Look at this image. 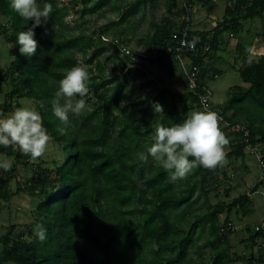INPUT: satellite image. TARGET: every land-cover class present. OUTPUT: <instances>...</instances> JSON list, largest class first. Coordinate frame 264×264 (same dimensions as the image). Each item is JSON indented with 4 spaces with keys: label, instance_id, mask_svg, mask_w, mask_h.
Instances as JSON below:
<instances>
[{
    "label": "trees",
    "instance_id": "1",
    "mask_svg": "<svg viewBox=\"0 0 264 264\" xmlns=\"http://www.w3.org/2000/svg\"><path fill=\"white\" fill-rule=\"evenodd\" d=\"M81 1L84 4L81 17H84L110 0H95L90 6L92 0ZM179 1L168 0L167 14L154 25L148 46L158 50L160 64L164 58H169L171 62L167 68L173 70L181 62L174 52L167 53L166 49L172 47L174 50L183 28L187 27L189 38L196 41L197 50L184 51L189 60L185 65L191 69L196 67L200 85L208 86V81L221 74L219 68L208 64L214 61L224 44L220 36L228 32L241 38L244 23L256 18L262 20L264 27V0H231L233 3L227 4L224 18L210 31H193L191 28L192 7L198 1L187 0L182 7H179ZM46 2L51 5V12L46 22L35 27L37 51L27 57L19 52L16 37L34 22L22 18L11 7L10 0H0V18L5 19L0 23V32L14 45L16 56L4 73L10 89L5 102L0 103V113L9 114L17 99L45 103L40 111L43 125L65 155L63 162L55 168L41 166L39 171L22 179L18 176L17 165L29 167L31 158L16 146L0 145V153L14 159L12 168L0 177V204L9 202L21 192L38 201L35 221L6 227L0 237V264H190L187 262L190 252L204 246H210L212 254L218 252L210 264H237L236 260L242 259L247 264V260L252 262L256 257L263 259L264 254L257 256L254 246L258 238L264 240V229L261 228L264 220L254 228L246 226L250 236L242 241L250 249L249 253H228L229 236L238 229L235 227L223 233L222 228L229 230L235 226L230 218L234 209L241 215L252 212L253 200L247 192L264 187V165L260 168L262 178L231 203L214 206L208 203L207 212L197 215L195 222H188L186 218L198 203V196L202 195L208 201L213 190L227 184V160L228 165L237 159L245 160L248 145L258 148L264 160V54L253 58L248 46L238 43L237 58L243 60L240 76L248 86L235 87L223 105H214L213 95L203 101L207 92L202 87L191 90L185 72V91L178 94L182 106L175 97H165L168 90L164 88L162 95L152 98L162 100L164 111L156 112L151 101L146 109H140L142 115H138L134 108H129L128 112L121 105L122 99L130 95L126 90L129 73L122 78L114 75L107 79L106 63L98 60L109 47L118 59L121 48L128 47L125 44L128 40L122 38L124 43L121 45L105 42L102 32L97 37L86 35L84 31L77 36H67L61 30L67 27L64 26L66 12L57 7L55 0ZM175 13L188 17L189 23L183 21L178 26L172 18ZM124 18L127 16L123 15ZM77 52L89 74L87 108L79 115L70 114L69 125L65 127L53 115L52 102L59 81L78 64ZM118 60L133 62L126 54ZM113 82L111 88L108 83ZM204 103L225 121L241 124L248 135L232 130L234 138L229 141L230 150L221 164L212 169L197 166L185 179L172 182L168 172L147 153L154 140L155 128L182 123L191 111L200 109ZM152 111L155 113L151 114ZM220 126L224 127V133L231 130L221 122ZM226 137L230 138V133ZM141 153L147 156L146 161L140 160ZM237 169L240 170L235 168V172ZM220 175L224 178L220 179ZM13 180L15 190H11ZM225 191L228 196L231 186ZM224 212L228 216L221 222L220 215ZM207 218L211 240L197 246L195 231ZM184 223L190 226L187 232ZM37 224H43L46 229L43 242L34 236L33 229ZM203 262L201 260L199 264Z\"/></svg>",
    "mask_w": 264,
    "mask_h": 264
},
{
    "label": "rangeland",
    "instance_id": "2",
    "mask_svg": "<svg viewBox=\"0 0 264 264\" xmlns=\"http://www.w3.org/2000/svg\"><path fill=\"white\" fill-rule=\"evenodd\" d=\"M94 1L92 0L89 6ZM230 1L215 0L209 1L207 4L195 3L192 7V30L210 31L214 29L218 22L224 18L226 6ZM55 3L58 8L66 12L64 26L67 27L61 29L63 34L77 36L81 31H84L86 35L90 34L97 37L102 32L103 41L116 43L117 45L124 43L122 38L128 40L125 44H128V47L137 54V58L133 62L118 60L125 55L122 48L120 55L118 54V59L113 53L112 47H109L98 56V60L101 63H106L107 79L113 78L114 75L122 78L129 73L126 90L130 92V95L129 97H124L121 104L126 111L129 108V110L134 108L138 115H142L140 109H146L151 101L154 108L156 104L161 105V99L157 97L158 99L154 101L152 98H156L158 94L162 95L161 91L164 88L168 90L164 96L175 97L178 105L182 106L178 94L185 91V69L177 63L173 70H169L167 66L171 60L164 58L162 64H160L156 57L159 54L158 50L148 46V37L152 35L154 25L159 23L162 17L167 14L168 0H110L84 17H81V11L84 7L81 0H55ZM183 5L184 0H180L179 7ZM123 15H126L127 18L122 19ZM172 18L178 26L184 21V16L178 14L172 16ZM4 21L5 19L0 18V23ZM220 38L224 41V44L219 49L217 57L213 59L214 61L208 62L211 66L221 70V74L216 79L207 82L213 94L212 102L216 106L223 105L229 97V93L235 91V87L248 86L240 76L243 60L237 58V45L239 42L246 44L249 48V55L253 58L264 54L263 22L260 18L246 21L241 38H236L228 32H223ZM13 52L14 45L7 42L4 35L0 32V103L5 102L6 93L10 89L9 79L4 78V73L8 71V66L16 58ZM77 61L78 64L83 63L80 52H77ZM185 63L187 65L189 60H186ZM114 84L115 82L108 83L111 88ZM19 106H34L40 112L45 107V103L24 98L14 101L13 109ZM89 108H92L91 104H89ZM154 113L155 111L151 112V114ZM221 128L223 129L224 127L222 126ZM231 132L233 131L226 130L224 133L225 135L230 133L229 141L234 138V133ZM49 137L46 151L41 157L31 158L29 167H24L21 163L17 165L20 178L29 177L33 171H39L41 166L55 168V166L63 162L65 155L61 146L54 141L51 134H49ZM229 150L228 143L224 146L225 155ZM0 158H6L14 162L13 158L7 157L2 153H0ZM228 163L227 160L228 179H225L227 184H222L217 191L213 190L207 202L204 196H198L199 201L194 207L196 211L188 212L190 215L186 218L188 222L192 221L191 223H193L197 215L206 213L208 203L214 205L225 202L227 204L262 178V170L260 168H262L263 161L258 160L254 151L249 150L245 160L237 159L229 165ZM244 166H247L248 169H245ZM235 168H240V170L237 169L238 172H235ZM3 175L4 171L0 170V177ZM223 178L224 176L220 175V179ZM229 186H231V191L226 196L225 188ZM11 190H15L14 180L11 182ZM260 190V193L252 195L253 206L250 214L241 215L240 212L237 213L236 209L230 213V218L238 229V231L229 236L231 247L228 253L231 255L243 254L247 251L249 253L250 249L248 250L246 243L242 241L248 240L250 236L246 226L250 225L254 228L257 223L264 220V187L260 188ZM37 202V199L31 198L22 192L15 195L9 202L2 201L0 204V237L5 233L6 227L11 224H27L35 221L37 218L35 215ZM194 212H196L195 218L191 220ZM227 216L226 212L222 213L220 215L221 222H224ZM209 222L210 220L207 218L202 222L203 226L196 229L194 242L197 246H201L207 240H211V235L208 231ZM183 228L186 232L190 230V226L186 223L183 224ZM187 239H191V236H187ZM256 250L257 248L255 249L254 247L256 255L260 256L261 253L256 252ZM216 254L218 252L214 254V251L212 254L210 246L194 248L190 252L187 262L190 264L197 262L199 264L201 260H204V264H210Z\"/></svg>",
    "mask_w": 264,
    "mask_h": 264
},
{
    "label": "clouds",
    "instance_id": "3",
    "mask_svg": "<svg viewBox=\"0 0 264 264\" xmlns=\"http://www.w3.org/2000/svg\"><path fill=\"white\" fill-rule=\"evenodd\" d=\"M10 2L11 7L22 18L34 22L27 30H21L16 37V43L20 45L19 52L31 57L38 47L34 29L48 20L51 5L46 0H10ZM126 49H129L131 53L127 54L124 50L125 54L134 61L137 54L129 47ZM88 79L87 66L76 64L59 81L52 102V113L61 125L68 126L70 114L79 115L87 108L85 97L89 94ZM154 110L164 111L160 104H156ZM220 120L221 117L217 112L204 103L200 109L191 111L182 123L171 126L158 125L155 128L153 143L148 147L147 153L168 172V178L172 182L185 179L197 166L215 168L223 162L224 146L229 143V138L220 126ZM60 131H64V128H60ZM49 139L42 116L34 106L15 107L7 115L0 113V145L5 147L13 145L30 158H39L45 153ZM248 146L253 148L251 145ZM248 146L246 153L250 150ZM139 158L141 161L147 160V156L143 153ZM12 166V160L0 158V170L7 172ZM260 192L261 190L248 191L247 195L250 197V193ZM195 213L192 214V220ZM235 227L229 230L222 228V231H231ZM33 233L41 242L46 239V229L43 224H37Z\"/></svg>",
    "mask_w": 264,
    "mask_h": 264
},
{
    "label": "built area",
    "instance_id": "4",
    "mask_svg": "<svg viewBox=\"0 0 264 264\" xmlns=\"http://www.w3.org/2000/svg\"><path fill=\"white\" fill-rule=\"evenodd\" d=\"M198 2L200 1H215V0H196ZM187 2V0L184 1V3ZM232 2L230 1L229 4H231ZM184 21L186 23H189V18L188 17H184ZM182 37L180 39H178V42L173 50L172 47L167 48V52H174L175 56L177 57V59L180 60L182 67H185V72H186V78H187V82H188V86L191 90H195L199 87H202L203 91L207 92V95L202 97V100L205 101L206 99H208L210 96H212V91L210 89L209 86H201L199 83L200 77H199V71L196 67L191 68H187L185 65V61L187 59V57L184 55V51H188V52H196L197 50V44L196 41L192 38H189V34H188V29L187 27L183 28L182 30ZM125 52L127 54H130V50L129 49H124ZM221 117L220 122L223 123L224 125L228 126L231 130L236 131V132H242L244 131V135L247 136L248 135V131L244 130L243 126L241 124H232L231 122H229L228 120L225 121V119L222 116ZM247 141V139H246ZM248 149H250L251 151H254L256 154V157L258 158V160H262L261 159V154L260 151L256 150L255 147L251 148L250 146H248ZM263 161V165H264V160ZM261 165V166H263ZM253 193H250V197H252ZM259 228V227H258ZM261 228L264 229V222L261 225ZM225 233V231L223 232ZM257 248L256 252H260L261 254H264V240L263 239H259L257 241V244L255 245V249ZM237 264H246L243 261H237ZM248 264H264V258L260 259L258 257H256L252 262H248Z\"/></svg>",
    "mask_w": 264,
    "mask_h": 264
},
{
    "label": "crops",
    "instance_id": "5",
    "mask_svg": "<svg viewBox=\"0 0 264 264\" xmlns=\"http://www.w3.org/2000/svg\"><path fill=\"white\" fill-rule=\"evenodd\" d=\"M185 1V0H184ZM248 85V84H247Z\"/></svg>",
    "mask_w": 264,
    "mask_h": 264
}]
</instances>
